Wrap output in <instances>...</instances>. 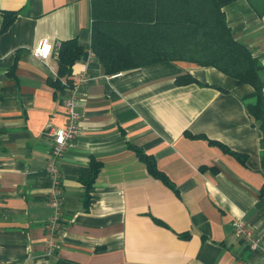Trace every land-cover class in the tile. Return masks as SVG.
I'll list each match as a JSON object with an SVG mask.
<instances>
[{
    "label": "crops",
    "instance_id": "0c3cea01",
    "mask_svg": "<svg viewBox=\"0 0 264 264\" xmlns=\"http://www.w3.org/2000/svg\"><path fill=\"white\" fill-rule=\"evenodd\" d=\"M223 11L264 79V10L234 0ZM5 12L16 16L2 31ZM90 22V0H0V264H264L232 230L241 218L264 239V117L247 113L251 86L184 61L107 74ZM71 38L84 47L71 67L84 78L80 131L59 159L61 225L45 255L44 166L53 129L66 123L67 93L53 81ZM42 39L46 59L34 54ZM184 74L194 80L178 84Z\"/></svg>",
    "mask_w": 264,
    "mask_h": 264
},
{
    "label": "trees",
    "instance_id": "16d2710c",
    "mask_svg": "<svg viewBox=\"0 0 264 264\" xmlns=\"http://www.w3.org/2000/svg\"><path fill=\"white\" fill-rule=\"evenodd\" d=\"M234 0H90V50L107 74L153 64L160 61H184L213 67L249 84L254 101L246 104L253 120L264 117L260 66L248 49L237 41L228 26L223 8ZM256 10H264V0H247ZM16 13L5 12L1 30H5ZM84 52L76 38L61 41L58 47L56 88L71 86L72 65ZM184 74L178 84L193 81ZM149 172L165 179L152 157L135 149ZM239 156V155H238ZM240 157V156H239ZM264 163V161H262ZM91 172L87 185L94 178ZM264 194V183L260 188Z\"/></svg>",
    "mask_w": 264,
    "mask_h": 264
},
{
    "label": "built area",
    "instance_id": "2783aa9c",
    "mask_svg": "<svg viewBox=\"0 0 264 264\" xmlns=\"http://www.w3.org/2000/svg\"><path fill=\"white\" fill-rule=\"evenodd\" d=\"M51 51V44L47 39L38 42L34 49L35 56L46 59ZM120 75V73L114 74ZM84 80L82 75L74 79L71 86L66 87V96L63 99L66 123L52 131V146L46 157L44 170L51 179V186L46 193V202L50 207V214L44 225L43 252L50 255L56 248V237L61 225L62 196L61 172L59 159L69 143L80 131V115L76 110L77 92L80 83ZM233 235L236 239L246 243L251 250L257 251L264 261V239L258 237L251 227L241 218L232 221Z\"/></svg>",
    "mask_w": 264,
    "mask_h": 264
}]
</instances>
